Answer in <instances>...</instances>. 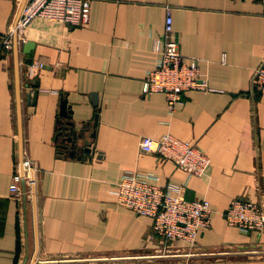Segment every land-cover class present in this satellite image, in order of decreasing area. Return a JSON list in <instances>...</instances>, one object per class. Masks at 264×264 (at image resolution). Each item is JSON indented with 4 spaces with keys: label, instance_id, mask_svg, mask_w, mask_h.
<instances>
[{
    "label": "crops",
    "instance_id": "obj_1",
    "mask_svg": "<svg viewBox=\"0 0 264 264\" xmlns=\"http://www.w3.org/2000/svg\"><path fill=\"white\" fill-rule=\"evenodd\" d=\"M26 1L0 0V39ZM167 6L172 37L198 59L208 85L185 91L173 111L163 93L143 91ZM26 38L0 58V264H264V232L230 226L224 216L236 197L264 204V90L250 89L264 61L261 0H90L87 22L39 17ZM64 99L84 134L74 146L56 140ZM167 132L210 156L206 174L189 176L140 149L142 136ZM24 157L37 168L31 200L10 192ZM128 170L210 200L212 224L194 246L165 241L153 218L118 203ZM101 257L127 259L91 260Z\"/></svg>",
    "mask_w": 264,
    "mask_h": 264
},
{
    "label": "built area",
    "instance_id": "obj_2",
    "mask_svg": "<svg viewBox=\"0 0 264 264\" xmlns=\"http://www.w3.org/2000/svg\"><path fill=\"white\" fill-rule=\"evenodd\" d=\"M264 4V0H261ZM164 36L155 40L154 52L158 54L155 67L145 79L143 91L146 94L161 92L165 95L168 108L175 110L188 90L208 88L205 74L200 70L198 59L187 56L180 50L179 42L172 37L174 19L172 7L167 6ZM90 16V0H27L20 15L0 39V58L16 44L27 41L26 30L39 17L76 25L87 22ZM251 91L257 94L264 90V61L254 71ZM140 149L155 152L172 160L189 176H202L208 171L212 159L195 143L179 138L172 133L159 137L142 136ZM37 168L30 157H24L14 173L10 192L18 200L36 197ZM157 177L134 170L125 172L117 184L118 203L140 216L154 220L155 234L165 241H184L194 246L199 233L212 224V206L207 198L187 199L181 195L183 186L170 182L162 187L155 183ZM230 226L243 231L264 232V204L247 197H236L224 212ZM157 255H136L137 259H151ZM127 257L92 258L91 260L125 261ZM89 259H86L88 261ZM79 258L39 259L35 264L75 263Z\"/></svg>",
    "mask_w": 264,
    "mask_h": 264
},
{
    "label": "water",
    "instance_id": "obj_3",
    "mask_svg": "<svg viewBox=\"0 0 264 264\" xmlns=\"http://www.w3.org/2000/svg\"><path fill=\"white\" fill-rule=\"evenodd\" d=\"M28 45L31 44L28 43ZM68 108H69L68 101L64 99L62 101L60 115L62 118H65L66 120L65 121L63 119L60 120V125L58 126L59 132L56 136V140L59 141V139H61L60 141H62V144L68 143L74 146L77 143L78 139L82 137L84 134H83V130H78L75 126V123L70 120L71 116L68 114ZM63 146L66 147L67 145H63ZM35 261L36 258L33 260V263H35Z\"/></svg>",
    "mask_w": 264,
    "mask_h": 264
},
{
    "label": "rangeland",
    "instance_id": "obj_4",
    "mask_svg": "<svg viewBox=\"0 0 264 264\" xmlns=\"http://www.w3.org/2000/svg\"><path fill=\"white\" fill-rule=\"evenodd\" d=\"M39 215V211H38V213H37V216ZM36 220H37V225H39L38 224V222H39V220L36 218ZM37 253H38V251H37ZM38 255V254H37ZM37 257V256H36Z\"/></svg>",
    "mask_w": 264,
    "mask_h": 264
}]
</instances>
